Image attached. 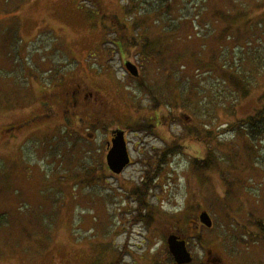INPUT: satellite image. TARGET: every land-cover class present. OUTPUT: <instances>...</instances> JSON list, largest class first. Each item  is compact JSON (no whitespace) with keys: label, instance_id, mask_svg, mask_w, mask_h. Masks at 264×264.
Wrapping results in <instances>:
<instances>
[{"label":"rangeland","instance_id":"374dc122","mask_svg":"<svg viewBox=\"0 0 264 264\" xmlns=\"http://www.w3.org/2000/svg\"><path fill=\"white\" fill-rule=\"evenodd\" d=\"M102 1L113 10V14L124 18L123 7L129 0ZM152 1L157 0H148L144 5L148 7ZM192 1L196 4L201 2L202 11L208 10L209 15L205 19L203 15L200 16L197 20L199 24L192 23L195 20L190 16V7L178 3L177 10L173 8L172 11L176 33L173 34L171 44L169 39L164 41L161 21L153 15L144 17L145 28L160 33L153 34L151 30L147 35L150 43H157V46L160 44L163 55L162 58L154 57L155 60L151 59V55L148 57L149 62H143L140 79L150 88L160 90L163 88V77L172 72L177 74L179 69L176 78L184 77L180 83L189 89L193 88L199 101H205L219 88L225 97L227 93H232L222 102L224 107H220L214 114L210 111V116L217 120L214 125H210L209 131H214L211 139L229 141L231 144V149L224 148L225 151L219 157L223 158L229 152L233 154L229 161L205 172L192 166L193 159L203 158L206 149L197 140V135L187 136L184 127H198L200 124L192 118L190 112L175 107V126L161 128L160 138L156 135L147 137L140 132L127 135L131 164L120 175H113L105 162L109 148L107 129L114 126L124 130L127 128L124 126L140 122V113L146 112L143 116L147 115L151 103L147 97L139 94L137 81L123 74L117 56L114 54L112 57V45L115 43L113 37L104 38L96 32L99 19L106 14L101 9L91 8L84 0H0V174L12 177L10 181L6 180L10 183L5 184L0 178V189L8 193L12 189L20 192L18 196L8 193L0 196V213L11 212L12 208L16 209L21 203L25 205L22 211L26 215L33 213L31 208L38 203L39 193L60 191L58 209L54 208L57 210L56 218L52 216L54 223L45 232L48 240L18 239L21 236L18 226L8 225L10 233L8 229L0 231V264H167L164 234L172 231L189 233L186 219H197L202 212L198 206L208 213L213 228L201 236L203 247L190 242L188 249L195 259H191L189 264H203L208 250H212L209 258H215L218 247L211 238L215 239L219 230L222 229L228 239L238 238L242 243L245 241L239 234L240 226L253 229L255 225H264V140L250 143L242 136L235 137L232 130L236 128L229 125L250 114L248 112L264 93V77L260 76V71L248 77L245 75L244 85L248 93L245 98L237 100L238 92L224 91V86L218 81V72L208 75L211 66L216 67L212 65L213 58L217 63L220 62L212 54L215 48L223 54V48L231 52L234 48L237 51V47L243 43L257 44L252 39L248 40L247 34L251 33L256 39L263 31L245 26L246 17L242 13L251 14L252 18H261L264 15V0H231L234 4L239 3L238 8L232 9L228 0ZM216 8L225 15H238L236 39H221L219 44L216 43L226 27L217 20L211 21L210 16L216 14ZM138 10L144 11L143 7ZM178 16L179 22L174 21ZM191 31L198 33V36L188 39ZM3 32L5 37L8 34V41L4 39ZM200 36L211 37L205 40ZM12 46L15 56L11 55ZM168 46H171V50ZM201 46L206 50L202 52ZM189 49H200L199 54L204 62L199 67H195L190 60ZM194 70L198 72L193 73ZM52 78L58 79L57 85L70 82L94 91L102 88L113 101L111 115H116L89 129L84 122L74 119L70 129L75 130L76 134L72 133L71 139L78 134L82 139L80 146L84 148L78 158L70 161L71 167L68 169L63 168L69 165H66L68 158L60 160L63 167L57 160L52 165L53 160L44 152H47V145L49 152L56 150L59 144L56 132L62 134L65 131L61 121L49 124L42 122L37 124L36 129L31 127L13 134L8 131L9 126L21 123L29 114L32 115L43 92L41 86L48 85ZM171 80L175 84L173 78ZM56 90L60 91L61 87ZM12 93L16 96L13 97ZM232 108L234 115L230 113ZM181 114L187 115L190 121L184 122L180 118ZM35 132L37 135L32 138ZM173 134L175 137H186L181 141V154L169 158L166 146ZM42 139L48 141L47 145L41 142ZM66 142L70 144L69 140ZM210 147H216L214 141L210 142ZM90 163L99 169L92 182L84 179V175H74L73 172H79L77 167L82 169ZM43 176L47 178L46 182L41 180ZM146 176L148 189L143 185ZM200 177L203 178L198 183ZM137 187L146 190L142 193V204L131 195ZM222 203L227 206V210H222ZM39 216L42 218L47 215L40 212ZM181 221L182 231L176 229ZM40 241L47 250L43 256L35 254L36 246L41 245ZM263 243L259 241L249 246L238 245L234 256L238 262L236 264H264ZM17 247L19 253H12ZM25 249L27 252H23Z\"/></svg>","mask_w":264,"mask_h":264},{"label":"trees","instance_id":"16d2710c","mask_svg":"<svg viewBox=\"0 0 264 264\" xmlns=\"http://www.w3.org/2000/svg\"><path fill=\"white\" fill-rule=\"evenodd\" d=\"M147 1L146 0H129L125 2L124 7H123V10H124L123 12L126 15V16L124 15L125 17L124 22L131 25V28L133 30V35L135 38L137 37L136 38L137 45H139V43L141 45L140 46L141 48L139 50L143 51L142 55L144 58V62L146 60H148L149 62L148 57L151 55H152L151 57L152 60H155L154 57L162 58V55H163L162 51L160 50V44L159 46H157V43L149 42L150 38L147 35V33L151 31L152 29L148 31V29L145 28V19H144L145 16L153 15L156 19L161 21V24L163 25L161 29V34L164 35V41L169 39V44H171L174 38L173 34L176 33V29H175V26L172 20V15H173L172 11H173V8L177 10L176 5L178 3H180L181 5L183 3L184 5L188 6V8L190 7V13H191L190 16H192L193 21L194 20L196 21L192 23L199 24V21L197 20L200 18V16L203 15V18L205 19V16H207L208 14L207 13L208 10L202 11L203 6L201 2L200 4H196V2H193L192 0H188V1L187 0H157V1H152L153 2L152 5H149L148 7H146L144 3H147ZM228 1L230 3L231 9L234 7L235 8L239 7L238 2L234 4L233 1L231 0H228ZM141 7H143L144 9L143 12H140L138 10V8H141ZM216 10H217L216 14L214 13L212 14V16H210L211 21L217 20L218 22H221L222 24L226 25V27L223 29V32L219 34V39L216 41V43L219 44V40L221 42V39L225 41L236 39V36H238V33H237L238 28L236 25V23L239 20L238 15H234V14L232 16L230 14L225 15L220 10L218 11L217 8ZM242 14L244 18L246 17V20L244 23L245 26L253 27V29H255L256 31L257 30L263 31V33L260 34V36H258V38L256 39H254V36H251V33L247 34V38H249L248 40L252 39L257 44L254 45L253 42L252 43L250 42L249 44L243 43L242 45H239L237 47L238 48L237 51L235 50L236 48H234L231 52H229L230 51L229 49L223 48V51L221 52L223 54H220V52L218 53L217 48H215V51H212V54H214V57H218L220 62L217 63L216 61H214V58H213L212 65H215L216 67L211 66V71H208V75L214 74V72H218L219 74L218 81L220 82L221 85L224 86L222 87L224 91L229 92L231 90H234L235 92H238L239 98L237 100H241L245 98L248 93V88L247 86L244 85V82L246 80L245 75L248 77L249 74L253 75L255 72L260 71L261 72L260 76L262 75L261 77H264V15L261 18L259 17L252 18L253 15L251 16V14H247V13H242ZM161 17H162V20L160 19ZM129 18L130 20H128ZM179 18L180 17L178 16L177 19H175L174 21L179 22L178 20ZM191 32L192 34L188 36V39L198 36V33L194 34L195 32L193 31ZM152 33L160 34L158 32H155L154 30H152ZM3 36H4V32H3ZM7 37H8V34H6V37L4 36V39L6 41H8L6 39ZM210 37L211 36H209L208 38H203L202 36H200L199 38L207 40ZM168 49L171 50V46H168ZM200 49H202V52L206 50L204 46H201ZM200 49L198 51H191L192 49H189L191 52L189 58L192 61L193 65H195V67L196 66L199 67V64L204 62L201 56V53L199 54ZM210 49H212V47ZM207 51H208V48H207ZM11 55L15 56L14 46L11 47ZM176 57L177 55L174 56V59H176ZM222 62L223 64H221ZM218 65H220L219 69H218ZM165 70L166 69H164V71ZM197 72L198 71L195 72L194 70L193 73H197ZM178 73H180L179 69L177 70V74H174V72H172V74L169 73V75L163 77L162 79L163 88H161L160 90L154 87L150 88L149 85L144 80H141V79L137 81L136 87L140 89V91H143L145 96L149 99L151 103V107H150L151 109H156L157 106L162 105V103H169L173 95L175 96L176 109L178 108L183 111L187 110V112H190V114L192 115V118L196 120L197 122H199L200 125L198 127H188V128L184 127V132L187 136L191 134L197 135L196 137L197 140L200 143H202V145L206 149V153L203 158H194L192 161L193 162L192 166L195 165L196 167H198L199 171L205 172L211 167H217L219 166V164L221 165L224 162L229 161L231 158V154H233L229 152L227 154H224L223 158L219 157L220 155L223 154L222 151H225L224 148H227L229 150L231 149V144H229V141L220 142L218 140L211 139V133H213L214 131L212 132L209 131L210 125H214L213 123L215 122V120H217V119L214 120L213 116H210V113H211L210 111H212V113L214 114V112H216L220 107H224L222 102L225 101L228 97L232 96L233 94L229 92L226 94V97H225L224 94H221V89L219 88L209 95L208 97L209 101L208 99H206L205 101H199L198 100L199 97L197 96L198 94L193 93L194 92L192 90L193 88L189 89L188 87H185L184 84L180 83V80H183L184 77L181 76V77L176 78V75H178ZM35 76L39 78L37 74H35ZM172 78L175 81V84H173V81L171 80ZM51 81L52 80H50L49 82ZM176 82H178V85H176ZM227 89H230V90H227ZM12 95L13 97L16 96V94H13V93ZM258 100L259 101L255 103L251 111L248 112L250 113L249 115L247 116L245 115L241 119L240 118L237 119L235 123L229 124V125H234L236 128L235 130H232V133L235 137L242 136L244 139H247L250 143L255 142V141L264 140V93L260 95ZM230 113L231 115H234L233 108L231 109ZM178 122H181V120L178 119ZM62 128H64L65 130L63 131L62 134L56 132L57 134L56 137L58 136L57 138L59 142L56 150L51 151V152L48 151L47 143L49 141V138H48V141L46 140L45 142V139H42L41 142L43 143L45 142V144L47 145V152L45 150L44 152L49 154V158L53 160L52 165L56 164L55 160L63 161L65 160V158H68V162L66 163V165L67 164L69 165L67 167L66 166L63 167L62 162L61 161L59 162L60 166L68 169L69 166L71 167L70 161H72V159H75L76 157L78 158V155L80 154V152H82L84 147L80 146L82 139L79 137L78 134H77V137L74 136L71 139V137L73 136L71 134L72 133L76 134V133L72 132V130H67V128L63 125H62ZM67 131H70L71 133H68ZM36 135H37V132H35V135L32 138H35ZM201 135L206 136V137L202 138ZM185 137L186 136H182V137L176 136L175 140L166 146L168 148L166 155L169 156V158L175 156L176 154L177 155L181 154L183 150L181 141ZM68 140L70 141V144L66 142ZM211 141H214V144L216 145L215 148L210 147ZM10 166L12 167L13 165H10ZM4 168H5V165H4ZM58 169H60V167ZM77 169L79 170V172L78 173L73 172L74 175L76 174H77L76 176L84 175V179L86 180L89 179L90 182L94 180V178L96 177V172L99 171L98 166L93 165L92 163H90L89 165H86L82 169L78 167ZM0 178L2 179L1 181L3 182V184H5V183H10V182H7L6 180L10 181L12 177L10 178V176L6 174L4 175L0 174ZM202 178L203 177L199 178L198 183L201 182ZM41 180L43 182H46L45 180H47V178L43 176ZM224 181H227V180H224ZM148 183H149L148 177L146 176L145 180L143 181V185H145V188L147 189L149 186ZM140 188L138 189L137 187L136 191L133 192L131 195L133 197L135 196L139 200L140 204H142L143 203L142 193H145L146 190H140ZM11 189H12V185H11ZM199 189H200V184H199ZM58 192L60 191H57V192L55 191V193H52L51 191L48 190L44 194L41 193L40 195L39 193L38 198L40 199L38 203L36 204V206L34 207V208H38V210L31 208L33 213H28L26 215L25 211H22V210H25V205H23V203H21L20 206H17L16 209L12 208L11 212L10 211L8 213L5 211L1 212L0 213V231L2 229H8L7 231L10 233L11 230L8 227V225L12 227L13 225L16 224L18 228L20 229L19 234L21 235L20 237H18V239H21L22 237L23 239L25 238L26 240H34V239L40 240L41 238H44L47 241L48 238L45 237V232H48L47 227L50 226V224L54 223L52 221V216L56 218L55 212H57V210H55L54 208L57 207L58 209L57 204H58V201L60 200L58 196L59 194ZM7 193L8 192H6V190L3 191L2 188L0 189V196L3 194L6 195ZM9 194L18 196L20 192H18V190L12 189L8 193V195ZM220 207L222 208V210H227V206L224 203H222ZM199 208L200 206H198V210H201V209L202 211L205 210L203 208H200V209ZM40 212L41 214L47 215V216L41 218L39 216ZM255 226L259 230L257 234H259L261 231L264 230L263 228H261V226L259 227L257 225ZM17 241H18L17 245L20 246L19 240ZM40 244H41V241H40ZM13 252L19 253V247H17L15 251H12V253ZM23 252H27V249H25ZM35 252H36L35 253L36 255L43 256L47 252V250L41 244V245L36 246ZM166 252L168 256L167 264H175L167 250ZM112 264H116V262Z\"/></svg>","mask_w":264,"mask_h":264},{"label":"flooded vegetation","instance_id":"af4514ba","mask_svg":"<svg viewBox=\"0 0 264 264\" xmlns=\"http://www.w3.org/2000/svg\"><path fill=\"white\" fill-rule=\"evenodd\" d=\"M84 1L88 2L91 8H94L96 10L101 9L104 11L106 15L99 19L100 22L96 26V32L101 36H105L104 38L113 37L115 43L112 45V57H114V54L117 56L123 74H125V76L132 78L135 82L138 81L141 78V70L143 68L142 64L144 62V58L142 55L143 51L139 50L141 48V45L140 43L139 45H137V37H134L131 25L124 22L125 17L119 18L118 15L116 16L115 14H113V10L110 9V7L107 8L106 4L102 0ZM122 15H125L123 11ZM9 41L11 42L12 39L9 38ZM112 57L110 59H112ZM135 57L137 58L136 61L134 60ZM126 63H131L135 67L138 74L137 77H132L129 74L125 67ZM36 79L38 80L37 77ZM51 80V82H48V85L41 84L43 92L38 98L37 108L31 112L32 115L29 114L27 119L22 121L21 123H16L15 125L9 126L8 131H11V134L27 130L31 127L35 128L37 127V124H40L42 122H47L49 124V122L57 123V121H61L60 123H62V125L67 128V130H71L70 128L74 125L75 118H77L76 121L84 122L86 128L88 129L99 126L108 118H115L116 115H111L110 113L113 101L108 96H106L102 88H99L94 91L90 88H83L80 85L72 84L70 82H65L62 85H57L58 79ZM114 86L112 87V89L116 91L117 94V89H114ZM57 87H61V90L57 91ZM137 90L139 94H143L145 96V94L141 92L140 89L137 88ZM48 95L49 98L47 99ZM125 98L126 95L124 93V103ZM123 106L125 120V104ZM175 111V96L172 95L169 103H162V105L157 106L156 109L150 108V110L147 111V115L145 116H143V114L146 112L140 113L142 115L138 118H140L141 121H134L135 123H133V125L129 124L130 126H124L127 127L124 128V130L119 127L108 126L110 128L107 129V136L109 138L107 141V146L109 144L111 146V140L115 136L116 131L124 132V140L126 143V147V137L129 133L140 132L141 134L147 137L156 135L160 138L161 128L167 129L170 126H175L177 117ZM85 117L86 119H84ZM182 117L183 114L180 115V118ZM188 121L190 120H184V122ZM72 132L76 133L75 130H72ZM169 133H171L170 129ZM175 138L176 137L173 134L172 138H169L168 144L173 142ZM130 164L131 159L129 165ZM182 222L183 221L178 224V228L176 229L182 231L180 229L182 227ZM185 224L189 233H184L182 231V233L179 234L177 232L172 231V233L164 234L163 238L165 239L166 243L169 236H175L178 238L179 241H184L186 250L191 255L188 249V247L190 246V242L193 241L192 243L194 245H199L200 247H203L204 243L203 238L201 236L204 232H209V230L213 228V224L211 223V227L207 228L200 222L199 217H197V219L187 218ZM240 228L239 234L245 242L240 243L238 238H232V240H230L225 235L222 229L219 230V233L221 234L217 233L215 239L214 237L211 238V241H214L216 246L218 247V250L215 254V258H209L208 255H210V253L212 254V250H208L203 264H236L238 262L234 258V256L237 254L238 245L249 246L259 241L264 242V230L257 234L259 230L256 228V226L253 229L248 228L246 226H240ZM261 228L264 229V225ZM186 234H188L189 236H186ZM166 250L168 251V249ZM192 259H195V257H193ZM166 261H168V257Z\"/></svg>","mask_w":264,"mask_h":264},{"label":"water","instance_id":"95a60500","mask_svg":"<svg viewBox=\"0 0 264 264\" xmlns=\"http://www.w3.org/2000/svg\"><path fill=\"white\" fill-rule=\"evenodd\" d=\"M125 67L132 77L138 76L137 70L131 63H126ZM184 120H186L185 117ZM108 146L109 148L105 156L107 169L113 175H120L130 162L124 140V132L116 131L115 136L111 140V146L110 144ZM198 217L204 226L207 228L211 227L212 221L206 212H201ZM167 248L175 264H189L191 262L192 258L186 250L184 241H179L175 236H169L167 239Z\"/></svg>","mask_w":264,"mask_h":264}]
</instances>
